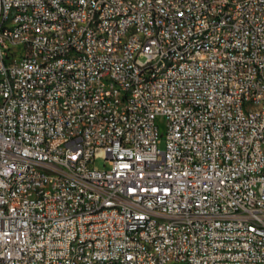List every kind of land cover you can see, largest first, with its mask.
I'll list each match as a JSON object with an SVG mask.
<instances>
[{
    "label": "built area",
    "instance_id": "obj_1",
    "mask_svg": "<svg viewBox=\"0 0 264 264\" xmlns=\"http://www.w3.org/2000/svg\"><path fill=\"white\" fill-rule=\"evenodd\" d=\"M258 82L264 0H0V264H264Z\"/></svg>",
    "mask_w": 264,
    "mask_h": 264
},
{
    "label": "bare ground",
    "instance_id": "obj_2",
    "mask_svg": "<svg viewBox=\"0 0 264 264\" xmlns=\"http://www.w3.org/2000/svg\"><path fill=\"white\" fill-rule=\"evenodd\" d=\"M125 3H132V0H122ZM158 2H166L170 0H157ZM178 8H185V1H178ZM144 27H151V20H144ZM92 30H99V20H92ZM134 33H137V39L145 42H153L155 39L154 31L143 32V26H134ZM134 33H126V40H134ZM103 42V33L93 35L94 55H101V47ZM120 56H127V47H120ZM176 67V59H167L160 63L157 67V77H164L170 69ZM106 86L109 91H117V82H115V74H106ZM258 91L264 92V82H258ZM264 109L263 96H256V102L250 103L252 112H259ZM160 221H167V214H160ZM93 237H86L84 241H77V248L84 246H92ZM149 251H156L155 239H148L142 247V255H149ZM79 257V249L71 250V259ZM155 263L174 264L173 261H163V256H155Z\"/></svg>",
    "mask_w": 264,
    "mask_h": 264
},
{
    "label": "rangeland",
    "instance_id": "obj_3",
    "mask_svg": "<svg viewBox=\"0 0 264 264\" xmlns=\"http://www.w3.org/2000/svg\"><path fill=\"white\" fill-rule=\"evenodd\" d=\"M160 129H161V130L164 129V124H163V122H161ZM159 146H160V148H164V147H165V142L162 141V142L159 144ZM96 165L99 166V167L102 168V169H104V168L107 167V165L104 164L103 159H100V158L96 160Z\"/></svg>",
    "mask_w": 264,
    "mask_h": 264
}]
</instances>
